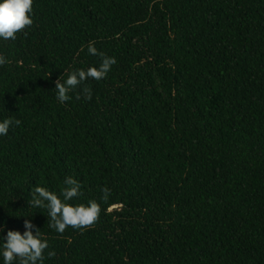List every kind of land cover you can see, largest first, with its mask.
<instances>
[{"label": "trees", "instance_id": "obj_1", "mask_svg": "<svg viewBox=\"0 0 264 264\" xmlns=\"http://www.w3.org/2000/svg\"><path fill=\"white\" fill-rule=\"evenodd\" d=\"M0 264H264V0H0Z\"/></svg>", "mask_w": 264, "mask_h": 264}]
</instances>
